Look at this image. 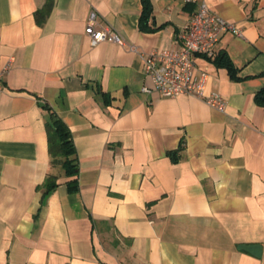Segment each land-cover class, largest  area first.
Segmentation results:
<instances>
[{
	"label": "crops",
	"instance_id": "0c3cea01",
	"mask_svg": "<svg viewBox=\"0 0 264 264\" xmlns=\"http://www.w3.org/2000/svg\"><path fill=\"white\" fill-rule=\"evenodd\" d=\"M45 1L0 0V264H264V0H150L153 32L140 0H53L39 25ZM200 3L241 31L216 46L238 80L195 57L223 110L140 91L143 56L174 49ZM91 12L124 44L92 45ZM43 105L71 131L75 191Z\"/></svg>",
	"mask_w": 264,
	"mask_h": 264
},
{
	"label": "built area",
	"instance_id": "2783aa9c",
	"mask_svg": "<svg viewBox=\"0 0 264 264\" xmlns=\"http://www.w3.org/2000/svg\"><path fill=\"white\" fill-rule=\"evenodd\" d=\"M227 31L236 36L241 35L234 23L220 17L204 3L198 4L187 24L177 31L174 49L157 50L143 56L144 81L140 91L166 98L190 95L202 99L211 107L223 110L226 102L221 95H205L208 75L205 71H197L195 57L213 59L217 54L219 37ZM85 34L92 45L101 41L124 44L122 38L109 27H94L93 12L89 15Z\"/></svg>",
	"mask_w": 264,
	"mask_h": 264
},
{
	"label": "trees",
	"instance_id": "16d2710c",
	"mask_svg": "<svg viewBox=\"0 0 264 264\" xmlns=\"http://www.w3.org/2000/svg\"><path fill=\"white\" fill-rule=\"evenodd\" d=\"M141 9L138 19V30L143 32H153L162 27L156 26L152 22V4L150 0H140ZM53 5V0H46L42 8L34 13L35 21L41 25L49 14ZM217 67L224 68L227 75L232 80H238L237 70L233 66L230 58L223 51H217L213 59H209ZM255 102L258 105L264 106V87L259 89L255 95ZM42 108L46 111L45 132L47 138V151L49 163L51 167H59L65 177H70L67 181L68 189L75 191L77 189L76 176L78 173V161L75 153V147L71 135V131L65 122L51 110L43 105ZM172 161L177 160L174 153H169ZM57 185V176L49 173L46 175L42 187V197L46 196Z\"/></svg>",
	"mask_w": 264,
	"mask_h": 264
}]
</instances>
